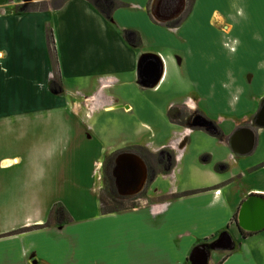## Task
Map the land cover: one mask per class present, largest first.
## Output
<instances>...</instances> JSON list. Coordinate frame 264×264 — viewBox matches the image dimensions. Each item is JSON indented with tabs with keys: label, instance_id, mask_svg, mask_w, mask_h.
Segmentation results:
<instances>
[{
	"label": "crops",
	"instance_id": "1",
	"mask_svg": "<svg viewBox=\"0 0 264 264\" xmlns=\"http://www.w3.org/2000/svg\"><path fill=\"white\" fill-rule=\"evenodd\" d=\"M58 1L63 4L55 8ZM116 2L104 18L86 0H0V135L9 138L0 140V191L8 195L0 204L5 224L0 233L41 227L0 238V264H191L196 248L207 252V264H264V230L243 238L235 222L247 197H264L263 132L256 161L242 166L235 159L244 169L222 176L224 160L216 161L218 170L207 169L214 154L205 148L214 144L224 152V142L205 137L208 146H199L200 134L192 130L143 124L148 139L124 150H173L172 168L155 179L179 175L196 181L165 193L151 191L150 199H138L137 208L108 215L100 213L101 180L94 172L105 156L123 149L106 155L98 140L90 138L97 147L83 142L84 115L109 112L118 104L126 106V114L141 106L162 118L171 107H198L219 117V124L222 115L252 109L264 97V0H194L171 25L152 21L153 0ZM175 2L163 0L162 15H169ZM29 3H44L45 9H20ZM144 55L163 64L153 90L137 83ZM54 77H59L58 94ZM118 77L132 78L128 84L142 102H121L106 93L122 84ZM76 78L75 92L85 95L81 103L64 100V82ZM98 97L109 105L95 104ZM205 154L207 161L201 158ZM193 155H200V163ZM241 179L261 186L238 191ZM56 205L70 221L45 227ZM222 233L229 235L231 249H213Z\"/></svg>",
	"mask_w": 264,
	"mask_h": 264
},
{
	"label": "rangeland",
	"instance_id": "2",
	"mask_svg": "<svg viewBox=\"0 0 264 264\" xmlns=\"http://www.w3.org/2000/svg\"><path fill=\"white\" fill-rule=\"evenodd\" d=\"M193 1L194 0H186L184 13L177 20L173 21L172 23H168V24L164 23V24L169 25V24H177L178 22H180L183 19V17L187 14V11L192 7ZM55 4H58L57 6H55V8H59V6H61L63 4V1L55 2ZM175 4H176V2H175ZM190 4H191V6H190ZM40 5H44V3H42V4L38 3L37 7H34V9L35 10H38V9L41 10ZM102 5L109 6L107 1H103V0L98 1V4H97L98 8L99 7L101 8ZM20 9L22 10V7H20ZM261 10H262V12L264 11V6H261ZM109 17L110 16L108 15V18ZM152 21L157 23L154 19H152ZM158 24H162V23H158ZM260 29H261V32L264 33V24L260 25ZM259 55H260V52L258 51L257 56L253 59V62L257 61L260 58ZM200 70L202 73H200L199 71H198V73H200L202 75V77H207L203 73V70L202 69H200ZM249 76H251V72L247 71L246 76L243 77V79L245 80L246 86H248V84H249V81H248V80H250ZM118 78H119V80H121L122 84L115 87L114 89H109L106 93L112 94L116 98H119L120 100H122L121 102H125L126 100L128 102H132L133 100L142 102V98L140 97L139 92H133L132 89H135V88L131 84H128V80L130 81V80H132V78H130V77H118ZM76 82H77V78H76V80L73 79L71 81L68 79L67 82H64V86L66 88V91L64 93V95H65L64 100H66V101L76 100L80 103L83 102V97L85 95L81 96L75 92L77 90L75 84H78ZM53 87H54L55 93L58 94L59 93V77H54ZM230 87L231 88L233 87L232 88L233 90L238 89V86H234L232 84ZM137 88L138 87L136 86V89ZM145 95L149 99V95L148 94H145ZM98 98H99V100H97V102L95 104H98L99 106H101V105L102 106L103 105L108 106L109 105V103H106V101L104 102V99H102L101 97H98ZM231 99H234V98L231 97ZM92 105H93V103H92ZM117 106L118 107H116L112 111L110 110L109 112H99L97 109L98 112H96V114L93 116H90L91 113L89 115H84L85 118L83 120V123L85 124L86 128H88V132H87L88 135L87 136L85 135V137L83 138V142L85 145L88 144V145H90V147L92 145H96V144L98 145V143L96 141L90 140V138L92 137L93 139L101 142L103 145V148L106 151V155H110V154L115 153V151H118L121 149L124 150V148H126L127 144L139 142V141H144V140L146 141V139H148L149 133L145 132L144 130H141L142 128H146L145 125H149L152 127L154 124H160V122H165L160 115H157V113L154 111L153 108H149V110H151V111H147V109L140 106L139 108L136 109L137 111H135V113L132 112L130 114H126V112H124V110H123V108L126 106L122 107L121 104H118ZM70 119L72 120L73 118L70 117ZM143 124H145V125H143ZM167 126H169V125L167 124ZM167 129H168V127H167ZM55 130H57V128H55ZM0 132H1V128H0ZM261 132H262V130H261ZM136 133L140 134V136L137 137ZM261 135H262V138H264V132ZM4 138L9 139L8 135H7V137L0 135V140L4 139ZM203 138L204 137L201 136V134H200L199 139H198L199 141L197 143V144H199V146L201 143L203 145H206V142H205V140H203ZM97 145H96V147H97ZM207 146H208V143H207L206 147ZM70 147H71V145H70ZM192 147H193V145H192ZM205 150L209 153L214 154V158H213L214 161H212L210 164H207V167H206L207 169H212L213 171L218 170L215 167L216 161L224 160V164L226 166L227 172L225 173V175H222V176H226L229 172H235V173L239 174L241 169H244V167H242L244 163L249 165L250 162L253 163L256 161L255 156L258 157L257 155H255L258 152V150H255L254 153L252 151V153L249 154L248 156L240 157V159L238 160L239 163L240 162L242 163V166L240 167V166H235V164H236V162L234 161L235 158H234V156H232V153L230 154V152L228 150L223 152V149H218V147L215 146L214 144H210L208 146V148H205ZM258 153L262 154L261 151H259ZM199 156L200 155H193L192 156L195 158V161L197 160L196 163H200ZM104 159L108 160L109 157L105 156ZM189 160H190L189 158H186L185 162L187 163ZM104 163L105 162H103V164H102L103 167H104ZM94 173H95V176L100 174L99 171H95ZM107 177H108V175H107ZM101 181H102V179H101ZM189 181H191V182L196 181V179H190L187 177L184 178V177H181L179 175H175V176L169 177L167 179H164L163 177L160 176V177H157V179H155L153 181V183L151 184V190L154 193L157 191H160L161 193H165V192H168V191L174 189V187L176 185H179V184L190 186L191 184L189 183ZM238 183L241 187V188L237 187L238 191L242 190V189L247 190L248 188H258L261 186L260 183H256L254 181H247V180L245 181V179H243L241 183L238 181ZM106 194H107L106 188H104V187L101 188V190H100V201L105 203L104 207H106L108 209H113V208L130 209L132 206H134V208L135 207L137 208L138 207L137 203L139 204L138 201L145 199L144 195L142 194V195L135 197V199H131L129 201L121 202V204H119V205H114V204H111L110 202H108ZM7 199H8V195L6 193H4L3 191H0V204L1 205L6 204ZM1 211H3V210H0V213H1ZM121 212H123V211H121ZM117 213H119V212H117ZM53 224H54L53 221L49 220L48 225L46 224L45 227L46 226L52 227ZM3 226H5V224L0 219V228ZM40 228L41 227H39V228L34 227L32 229H23V230L13 231V232L6 234V235L5 234L1 235V233H0V238L12 237V236H16V235L25 233L28 230H34V229H40ZM255 262L257 263V259L255 260ZM249 263H251V262L248 260V262H246V264H249Z\"/></svg>",
	"mask_w": 264,
	"mask_h": 264
},
{
	"label": "water",
	"instance_id": "3",
	"mask_svg": "<svg viewBox=\"0 0 264 264\" xmlns=\"http://www.w3.org/2000/svg\"><path fill=\"white\" fill-rule=\"evenodd\" d=\"M163 0H153L150 15L157 23H168L178 19L185 9V0H177L174 9L169 15L161 13ZM163 75V64L155 55H144L138 62V85L153 89L157 86ZM144 77H153L150 83H144ZM254 125L258 130L264 129V99L261 108L254 119ZM242 139L238 142L241 150L236 151L231 147V153L238 157H245L252 153L255 146L253 132L245 130ZM115 168L112 176L116 179L117 195L120 200H131L137 197L143 190L147 179V169L143 160L133 153H121L115 159ZM236 226L239 230L256 234L264 230V197L251 195L240 205L237 212ZM232 242L227 233H222L213 243V249H231ZM208 255L202 248H196L189 256L191 264H207Z\"/></svg>",
	"mask_w": 264,
	"mask_h": 264
},
{
	"label": "flooded vegetation",
	"instance_id": "4",
	"mask_svg": "<svg viewBox=\"0 0 264 264\" xmlns=\"http://www.w3.org/2000/svg\"><path fill=\"white\" fill-rule=\"evenodd\" d=\"M185 4H186V0H185ZM172 22L173 21L168 23H172ZM152 79L153 77H144L142 81L144 83H150ZM144 89H148V88H144ZM263 99L264 97L261 98L259 102L255 104V106L250 110L249 109L245 110L241 108V110L237 111V113L222 115L221 116L222 122L220 123L221 125L218 123L219 117H213L205 109H201L198 107L193 109L187 106H183L181 108L171 107L164 113L163 120L170 126L173 127L175 126L181 129H189L194 131L193 133L202 134V136L204 137L203 140L205 139V137H209L217 140L218 142L219 141L224 142V144L226 145V150H228L230 154H231V147H233L236 151L241 150L237 145L244 135L242 133L248 129L251 132H253L255 137L254 138L255 146L253 149V153H254L259 143L258 136L261 130H258L253 122L255 116L257 115L258 111L261 108V102ZM262 132H264V129L262 130ZM121 153H133L139 156L145 163L147 169V179L145 182V186L139 195L143 194L144 198L147 200L150 199L151 196L150 192L152 191L151 184L155 180L157 173L166 170L168 172L174 164V159L176 155L173 150H163V151L153 152L144 148L134 147L120 151L112 155L108 160L105 159L104 167L102 163L99 170L100 180L102 179L101 188L104 187L108 189L110 193L113 194L117 199H118L117 186L115 183L116 179L112 176V173L115 168V164H114L115 159ZM232 156H234L235 159H240V157L236 155L232 154ZM209 157L210 155L208 154L201 156V158L206 159V161L207 159H209ZM223 169L226 170L225 165L223 166ZM122 201L125 202L129 200H122Z\"/></svg>",
	"mask_w": 264,
	"mask_h": 264
},
{
	"label": "trees",
	"instance_id": "5",
	"mask_svg": "<svg viewBox=\"0 0 264 264\" xmlns=\"http://www.w3.org/2000/svg\"><path fill=\"white\" fill-rule=\"evenodd\" d=\"M27 1V0H26ZM97 12H99L100 14H102V16L104 18H108V15L117 8V2L116 0H103V1H107L109 6H104L102 5L101 8L97 6L98 1L100 0H86ZM41 6V10H43L45 7L44 5H40ZM191 6V4H190ZM34 7H37V4L35 3H29L27 5L22 6V11L24 12H32V11H37L34 9ZM190 8V7H189ZM40 9H38L39 11ZM50 31L47 32V46H48V50L50 51ZM106 196H107V200L108 202H110L111 204L114 205H119L121 204V202H123L122 200H118L113 194L110 193V191L108 189H106ZM105 206V203L100 201V213L101 215H108V214H114L117 212H121V211H125L128 210L127 208L123 209V208H113V209H108ZM131 208H134V206H132ZM237 218V215L235 216V219ZM49 220H52L54 224H60V223H68L70 221L69 216L67 215V213L65 212V210L61 207L56 205L52 211L49 214ZM48 221H47V225H48ZM236 222V220H235ZM239 230V229H238ZM239 233L241 234V236L244 238L245 236H248V233H245L241 230H239ZM220 264V263H219Z\"/></svg>",
	"mask_w": 264,
	"mask_h": 264
}]
</instances>
